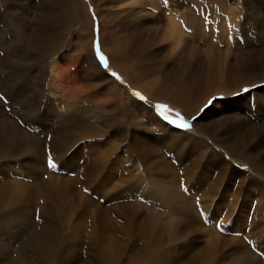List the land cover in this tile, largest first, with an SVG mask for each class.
<instances>
[{
  "label": "rangeland",
  "instance_id": "1",
  "mask_svg": "<svg viewBox=\"0 0 264 264\" xmlns=\"http://www.w3.org/2000/svg\"><path fill=\"white\" fill-rule=\"evenodd\" d=\"M80 1L87 16L63 32L36 11L52 0H0L4 249L30 255L31 242L58 236L72 264H146L161 253L164 264H264V0H129L144 11L125 30L111 26L110 44L137 37L122 62L104 52V2ZM165 3L183 31L177 55L159 48ZM40 33L59 49L44 63L32 46ZM47 61L67 71L61 109ZM147 84L157 92H142ZM80 90L88 95L71 96Z\"/></svg>",
  "mask_w": 264,
  "mask_h": 264
},
{
  "label": "bare ground",
  "instance_id": "2",
  "mask_svg": "<svg viewBox=\"0 0 264 264\" xmlns=\"http://www.w3.org/2000/svg\"><path fill=\"white\" fill-rule=\"evenodd\" d=\"M52 1H53V3L51 4L52 6H50V7L36 8V11H39L40 13L43 14L42 16H48L49 14L52 13L50 16H51V20L53 23H51L52 29H50V31H54L56 29L58 31L62 30L63 32H66L71 27V25H70L71 17H73L75 14H80V13L87 16L85 7L80 0H60L58 3V7L56 6V1H54V0H52ZM100 1L104 2L102 5H99V4L97 5V7H98L97 11H98L99 17H100V19H102V23L100 25V37L102 39L103 47L106 49V50H104V52L109 56V58L111 60H115V61L119 60L120 62H122V60H124L127 57L128 53L130 52L131 47L137 48L136 43H135L136 41L134 40L137 37H136V34H134L132 36L133 42L130 44H126V42H122V41H116L115 43L110 44L109 40L113 41V38L110 37V32H111V28H112L111 26H112V24H114V21L116 20L119 23H121V25H122V23L124 24L122 26H123V30H125V24L130 26V25H134L137 23L136 21L138 20V17H139L138 13H139V11L143 12L144 9L142 7H139V11L138 10H131L129 0H100ZM138 4L140 5L139 1H138ZM164 6H165V8L163 11H165L164 15L166 18L165 19L166 25L164 27L165 31H162V33H163V39L162 40L163 41H162V44L160 45L159 48L165 50V48L170 46V47H172L173 54L177 55L180 53L179 46H181L180 44L183 40V31H182V28L180 26V23L177 22L176 18L178 16L176 17V14H175V10L177 8L175 9V5H170V4L168 5L166 3ZM99 7H101L104 10H109V13H105L104 11L100 10ZM80 8H81V10H80ZM2 11H3V9H2ZM103 15H107V16H103ZM44 18H46V17H44ZM103 18H104V20H103ZM65 21H66V23H65ZM17 24H19V23H17ZM0 27H1L0 31L3 29H7L5 26V22L2 20V18L0 21ZM24 28H25V25H24ZM119 32L124 34V31L123 32L119 31ZM44 34L40 33L38 35V37H40V39L36 38V40H35L36 42L34 41L32 44V46H36V48L39 49L40 51L42 50L41 48H44L43 51L39 52L40 57L46 56L47 54L48 55L53 54L54 50H55V52L59 50V49L58 50L55 49V46L57 44H54V43L48 44V41H47L48 34H45L47 36V39H46V36ZM127 34H128V32H127ZM44 39H46V40H44ZM57 41L58 40H56V38H55V43ZM128 42H129V40H128ZM167 42L169 43V46L167 44H164ZM85 48H86V46L83 44V49L82 48H80V49H82V51L84 52L86 50ZM137 52H138V50H137ZM52 56H55V55H52ZM133 56H135V55L133 54ZM49 58H50V56H49ZM137 59H139V57H137ZM44 62H46V61L44 60V57H42V63H44ZM120 65H121V63H120ZM47 67H48V79H49L48 84H49L50 90L54 94V95H52L54 98V103H55V106L57 108L61 109L62 103L59 101L60 96H58L56 94V92H58L59 94L65 92V86L63 85L62 82H63V72H65L66 70L65 71L62 70L63 65H62V67H59L56 61L48 62V64L44 66V69ZM120 67H122V66H120ZM183 83H184V81H183ZM155 87H156V85L147 84L145 86V88L144 87H141V88H142V92H146L147 90H150V89L153 91H156V90H154ZM159 87H160V85H159ZM159 90H160V88H159ZM174 92L177 93V90H174ZM148 93L150 94L149 91H148ZM85 95H88V92L85 90H80V91H75L74 94L71 96L74 97L75 99H80L82 96H85ZM175 98L177 100L180 99V97H176V96H175ZM181 100H182V97H181ZM157 125H158L157 128L160 129L161 131L164 132L166 130V128L164 126H162L161 124L158 123ZM168 131L169 130H167V132ZM177 199L174 197H171V195H167L165 200L169 203V205L175 207L177 212H180L181 208H184L185 205L183 203L178 202ZM5 209H6V207L3 206V204L0 201V226H1V223H3L6 220V218L10 217V215L12 214V212L6 211ZM4 212H7L8 214H6ZM182 222H183V220L180 221V223H182ZM178 233H179V231L177 230L176 234H178ZM150 240L152 242V244L150 246L151 248H153L152 250H157V249H154L155 246H157L156 237L152 236ZM2 241H3V239L0 238V264H72V262L69 261V259L67 260L66 256L63 255V253H67V249L65 248V245L61 244L64 242L58 236H53L52 239L45 240L42 242H36V241L31 242L29 245L26 246L27 248H29V254L30 255L26 254L25 249L19 250V247H17V249H15L16 250L15 252H9L8 250L4 249L3 246H5V245L1 244ZM151 257H150V263H147V261H146V264H164V259H162V258H164V253H161L159 256L154 255L152 258ZM148 260H149V258H148ZM122 263H124V262L122 261L121 257L116 258V260H110V261L108 260L107 262H103V264H122ZM89 264H99V263H89ZM124 264H130V263L128 262V263H124Z\"/></svg>",
  "mask_w": 264,
  "mask_h": 264
},
{
  "label": "snow or ice",
  "instance_id": "3",
  "mask_svg": "<svg viewBox=\"0 0 264 264\" xmlns=\"http://www.w3.org/2000/svg\"><path fill=\"white\" fill-rule=\"evenodd\" d=\"M97 54L99 55V47H97ZM99 59H100L101 62L104 63L105 67H107V62H106V60H105V57H104L103 55H99ZM112 75H113V76H117L116 73H112ZM117 79H119L118 76H117ZM209 103H211V101H210ZM156 107H157L158 109H161V108H165L166 106H165V105H157ZM161 115L164 116V119H165V120H168V119H169L168 116L165 115L164 113H161ZM177 115H179V114H177ZM170 123H172V124H176L177 121H175V120H171ZM179 127H180V128H183V129H187V128L190 127V125L187 124V123H185V122L183 121V118H181V120H180V122H179ZM48 167H49V168H55V165L53 164V162H52V158H51L50 156H49V158H48ZM86 191H87V190H86ZM37 218H39V217H37Z\"/></svg>",
  "mask_w": 264,
  "mask_h": 264
}]
</instances>
